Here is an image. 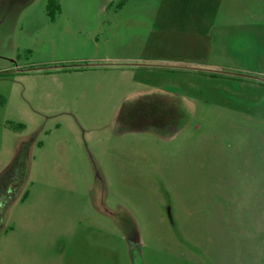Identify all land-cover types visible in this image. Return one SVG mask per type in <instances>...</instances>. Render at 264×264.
Wrapping results in <instances>:
<instances>
[{
    "label": "rangeland",
    "instance_id": "rangeland-1",
    "mask_svg": "<svg viewBox=\"0 0 264 264\" xmlns=\"http://www.w3.org/2000/svg\"><path fill=\"white\" fill-rule=\"evenodd\" d=\"M57 2L0 0V264H264V0Z\"/></svg>",
    "mask_w": 264,
    "mask_h": 264
},
{
    "label": "trees",
    "instance_id": "trees-1",
    "mask_svg": "<svg viewBox=\"0 0 264 264\" xmlns=\"http://www.w3.org/2000/svg\"><path fill=\"white\" fill-rule=\"evenodd\" d=\"M56 5L58 6L57 0H48L47 8H50V6ZM59 7V6H58ZM49 10V9H48ZM166 101L169 103V99L166 97ZM164 103L159 108L155 106L150 105V112L146 113L144 112L143 115H145L142 119H140V123H129L127 126L132 128H142L146 126H163L168 125L169 122L172 123V121L177 117L178 114V108L173 103ZM21 150L19 149L10 164L0 173V180H3L5 176L12 170L16 169L20 171L21 178H20V184L21 185L24 177V171L23 167L20 165V162L18 161L20 158ZM13 199H9L10 202Z\"/></svg>",
    "mask_w": 264,
    "mask_h": 264
},
{
    "label": "flooded vegetation",
    "instance_id": "flooded-vegetation-1",
    "mask_svg": "<svg viewBox=\"0 0 264 264\" xmlns=\"http://www.w3.org/2000/svg\"><path fill=\"white\" fill-rule=\"evenodd\" d=\"M49 14V11H47ZM171 122L168 123L170 125ZM21 174L19 170L15 168L12 169L3 180H0V228L2 227L5 209L10 203L8 200L16 195L19 184H20Z\"/></svg>",
    "mask_w": 264,
    "mask_h": 264
}]
</instances>
